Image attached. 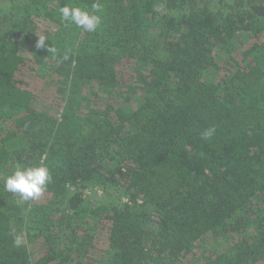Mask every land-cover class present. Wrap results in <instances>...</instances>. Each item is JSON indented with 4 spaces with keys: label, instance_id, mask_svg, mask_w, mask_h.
<instances>
[{
    "label": "trees",
    "instance_id": "1",
    "mask_svg": "<svg viewBox=\"0 0 264 264\" xmlns=\"http://www.w3.org/2000/svg\"><path fill=\"white\" fill-rule=\"evenodd\" d=\"M0 264H264V0H0Z\"/></svg>",
    "mask_w": 264,
    "mask_h": 264
},
{
    "label": "clouds",
    "instance_id": "2",
    "mask_svg": "<svg viewBox=\"0 0 264 264\" xmlns=\"http://www.w3.org/2000/svg\"><path fill=\"white\" fill-rule=\"evenodd\" d=\"M100 11L98 3L91 5V11L83 9L79 6H61L59 8V18L65 26L74 25L76 28L81 29L88 33H94L102 23V17L96 13ZM47 36L44 34L39 35L36 42V48L47 47L48 51L56 57L57 49L53 46L48 47L45 44ZM63 59H68L65 54ZM215 133V128L210 127L204 130L201 138L204 140L210 139ZM52 181L50 170L47 166L40 164L38 166L22 167L18 166L15 170L5 177L3 181L4 190L14 195H17L22 201L38 200L47 190L48 184ZM21 239L17 237L15 244L19 246Z\"/></svg>",
    "mask_w": 264,
    "mask_h": 264
}]
</instances>
